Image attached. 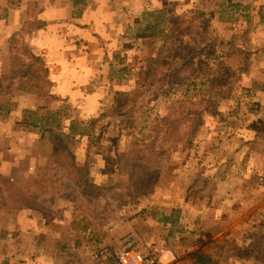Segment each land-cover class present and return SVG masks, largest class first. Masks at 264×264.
Wrapping results in <instances>:
<instances>
[{"label":"rangeland","instance_id":"1","mask_svg":"<svg viewBox=\"0 0 264 264\" xmlns=\"http://www.w3.org/2000/svg\"><path fill=\"white\" fill-rule=\"evenodd\" d=\"M175 14L182 20L181 8ZM206 14L208 9L184 41L193 47L201 35L214 48L195 59L185 85L166 96L158 88L147 98L151 111L139 125L146 126L156 114L170 113L173 99H194L208 88L213 75L232 82L223 97L214 96L222 99L217 117L193 132L190 147H169L165 156L140 145L136 139L141 134L126 128L124 118L100 121L89 137L68 138L69 120L62 118L71 116L82 123L98 117L105 105L97 113L86 112L83 104L51 95L44 86L47 76L40 54L29 41L34 23H26L13 41L2 39L3 31L0 264H118L116 253L125 244L157 264H193L186 256L199 249L217 264H264V112H259L261 103L252 104L260 113L252 119L245 73L236 76L243 62L240 50L249 38L218 31L203 21ZM163 27L160 24L157 31ZM163 43L158 36L136 47L143 58ZM118 99L114 113L126 109ZM37 109H43L42 114L60 110V129L44 132L21 125L27 111ZM251 142L253 151L248 148ZM131 154L155 162L156 183L148 195H129L126 168ZM163 216L170 221L163 223ZM84 226L87 230L78 233Z\"/></svg>","mask_w":264,"mask_h":264},{"label":"crops","instance_id":"2","mask_svg":"<svg viewBox=\"0 0 264 264\" xmlns=\"http://www.w3.org/2000/svg\"><path fill=\"white\" fill-rule=\"evenodd\" d=\"M180 8L182 20L198 23L208 9L210 26L249 38L241 48L244 90L250 103L264 108V0H86L78 17L70 0H0V35L4 31L2 39L16 40L26 23H34L29 41L48 70L51 95L97 113L134 87L142 59L136 45L147 40L135 38V21L141 23L143 14L153 13L150 21L164 23ZM127 38L133 43H125ZM249 146L253 151L254 142Z\"/></svg>","mask_w":264,"mask_h":264},{"label":"trees","instance_id":"3","mask_svg":"<svg viewBox=\"0 0 264 264\" xmlns=\"http://www.w3.org/2000/svg\"><path fill=\"white\" fill-rule=\"evenodd\" d=\"M70 1L73 15L75 17L80 16L86 0ZM206 15L208 18L203 19V21L210 25L212 17L209 14ZM153 16V13H145L142 16L141 23L138 20L135 21L133 30L135 38L149 40L156 39L159 36L162 37L164 43L155 50V54L143 56L132 91L118 97V102H122L121 105L126 107V109L114 113V104L117 101L115 99V102L101 109L98 117L91 120L80 123L71 116L61 117L62 119L67 118L69 120L68 138L75 134H78L80 138L89 137L95 132L96 125L100 121L122 117L126 121V128L129 127L130 130L138 133V135L141 134L142 138L140 140L136 139L140 141V145L145 146L147 151L152 150L158 156H165L171 151L169 147H173V150H176L180 145L184 149L189 148L194 140L193 132L217 117L218 106L221 104L222 99L218 101L214 96L219 95L223 97L226 94V88L229 87L232 81L229 77L213 75L208 88L199 90L194 99L190 101L183 100L182 98L173 99L171 100L172 110L170 113L165 115L156 114L149 117L146 126L141 127L139 125L146 113L151 111V108L149 109L148 107L147 98L149 99L150 95L157 93L155 90L158 88L165 91L164 94L166 96V93L185 85L190 78L195 59L203 56L205 50H208L207 48L214 46L211 40H205L201 35L199 40L197 39L198 43L194 42L193 47L189 48L187 46L186 42L188 41L185 42L184 39L191 36V28L194 25L193 21L185 22L175 17H168L164 23L163 20L159 21V18H155L153 20L155 21L154 23L150 21ZM160 24H165V27L157 31ZM231 43L234 44V40ZM240 51L244 54V51ZM39 57L41 56L39 55ZM178 58L181 59L179 65H177ZM215 58L217 57H214L213 60ZM245 63V55H243V62L236 70L237 79L239 73L245 72ZM176 66L177 68H174ZM44 72L47 76V82H44V86L48 85V89L50 90L51 83L48 70L45 69ZM245 96L247 97V94ZM251 105L252 103L247 105L248 113L256 114L258 110L254 109V106ZM119 109L121 108L119 107ZM42 111L43 109L27 111L28 117L23 120L21 125H24L29 130H43L44 132H51L53 129L59 130L60 122L62 121L59 116L61 111L58 110L54 113L48 112L45 114H42ZM78 130L80 131L78 132ZM53 137L59 138L55 135ZM65 147L66 151H68L67 146ZM129 159L131 163L126 168V173L131 181L129 195H148L156 183L155 162L149 156L138 154H131ZM78 171L82 170L78 169ZM161 221L167 223L170 221V217L163 216ZM86 230L87 228L84 226L78 230V233L85 232ZM78 246L79 243L75 242V247ZM186 257L195 264H217V260L205 252L204 249L192 251Z\"/></svg>","mask_w":264,"mask_h":264},{"label":"built area","instance_id":"4","mask_svg":"<svg viewBox=\"0 0 264 264\" xmlns=\"http://www.w3.org/2000/svg\"><path fill=\"white\" fill-rule=\"evenodd\" d=\"M116 260L118 264H157L154 258L144 257L127 244L116 253Z\"/></svg>","mask_w":264,"mask_h":264}]
</instances>
